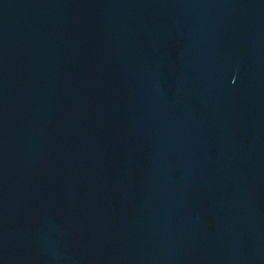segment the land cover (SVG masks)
Segmentation results:
<instances>
[{
  "label": "water",
  "instance_id": "95a60500",
  "mask_svg": "<svg viewBox=\"0 0 264 264\" xmlns=\"http://www.w3.org/2000/svg\"><path fill=\"white\" fill-rule=\"evenodd\" d=\"M0 264H264V0H0Z\"/></svg>",
  "mask_w": 264,
  "mask_h": 264
}]
</instances>
